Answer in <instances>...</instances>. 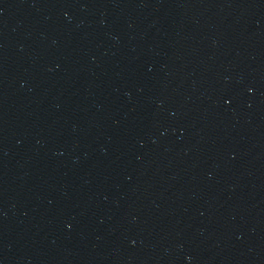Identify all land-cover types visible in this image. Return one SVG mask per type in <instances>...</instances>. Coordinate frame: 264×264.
Returning <instances> with one entry per match:
<instances>
[{
	"label": "water",
	"instance_id": "1",
	"mask_svg": "<svg viewBox=\"0 0 264 264\" xmlns=\"http://www.w3.org/2000/svg\"><path fill=\"white\" fill-rule=\"evenodd\" d=\"M0 264H264V0H0Z\"/></svg>",
	"mask_w": 264,
	"mask_h": 264
}]
</instances>
